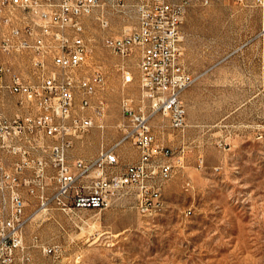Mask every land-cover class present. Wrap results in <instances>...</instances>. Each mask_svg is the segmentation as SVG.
Returning a JSON list of instances; mask_svg holds the SVG:
<instances>
[{"label":"rangeland","instance_id":"obj_1","mask_svg":"<svg viewBox=\"0 0 264 264\" xmlns=\"http://www.w3.org/2000/svg\"><path fill=\"white\" fill-rule=\"evenodd\" d=\"M105 11L111 22L107 31L96 15L84 18L92 54L73 74L82 78L103 72L105 86L92 103L105 102L106 129L94 128L76 141L72 164L77 158L95 157L102 145L115 144L121 136L119 125L126 120L123 98L136 105L141 97L139 53L121 58L103 43L128 22L111 7ZM263 11L256 0H212L206 6L195 0L189 7L181 28L180 62L196 81L181 98L187 127L173 130L161 115L152 121L158 143L173 152L169 161L174 173L162 189L160 215L143 217L130 197L105 210L64 211L53 205L43 213L37 198L21 187L29 219L25 242L37 264L54 261L37 244L59 246L57 264H264V64L258 61L264 55L263 38L238 50L241 41L259 33ZM15 16L17 25L24 26L23 14ZM34 57L0 52V65L25 82L38 83L41 71L33 65ZM122 66L134 76L132 83L124 85ZM53 71L57 68L47 59L46 73ZM79 105L78 98L77 112ZM86 113L99 122L93 109ZM0 114L12 119L37 110L33 103L6 93L0 95ZM119 154L117 172L139 159L130 144L121 146ZM4 157L12 170L15 157ZM10 212L0 208V216Z\"/></svg>","mask_w":264,"mask_h":264},{"label":"built area","instance_id":"obj_2","mask_svg":"<svg viewBox=\"0 0 264 264\" xmlns=\"http://www.w3.org/2000/svg\"><path fill=\"white\" fill-rule=\"evenodd\" d=\"M195 0H0V52L34 54L33 65L41 71L38 83L25 82L11 68L0 65V95L17 96L21 103H33L35 115H17L12 119L0 114V208L10 209L0 216V264H37L25 242L26 202L21 187L28 188L38 200L39 212L53 205L64 211L105 210L113 203L133 198L136 209L144 214L164 210L162 189L171 180L174 166L171 150L158 143L152 121L161 115L169 119L173 130L187 127V110L182 94L196 78L182 67L181 28ZM209 5L212 0H197ZM244 3L245 0H236ZM264 6V0H256ZM122 14L127 24L118 35L106 36L104 46L121 58L137 52L140 56L141 97L138 104L123 98L126 120L119 125L121 136L115 144L102 145L91 159L69 162L77 140L97 128L105 131L106 105L92 98L105 86V76L96 70L91 77L76 78L92 54L91 41L85 37L84 18L96 15L102 30L111 22L105 9ZM23 14L25 25H17L15 14ZM263 38L264 11L259 33L240 45L242 50ZM47 59L57 71L46 73ZM264 64V55L258 58ZM124 85L134 81L126 66L121 67ZM79 98V111L76 101ZM93 109L97 122L87 115ZM132 145L139 153L137 162L117 172L119 148ZM15 157L13 169L4 155ZM30 178H26L27 173ZM87 179H91L87 183ZM44 256H61L59 246L37 244Z\"/></svg>","mask_w":264,"mask_h":264},{"label":"crops","instance_id":"obj_3","mask_svg":"<svg viewBox=\"0 0 264 264\" xmlns=\"http://www.w3.org/2000/svg\"><path fill=\"white\" fill-rule=\"evenodd\" d=\"M245 42V40H243V41H241L240 43H239V46H238V48L240 47V45L242 44V43H244Z\"/></svg>","mask_w":264,"mask_h":264}]
</instances>
